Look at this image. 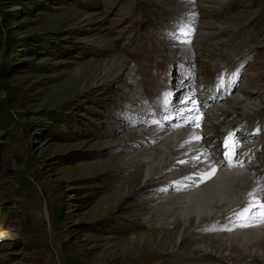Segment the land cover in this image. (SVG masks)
Wrapping results in <instances>:
<instances>
[{
    "label": "rangeland",
    "instance_id": "rangeland-1",
    "mask_svg": "<svg viewBox=\"0 0 264 264\" xmlns=\"http://www.w3.org/2000/svg\"><path fill=\"white\" fill-rule=\"evenodd\" d=\"M163 1L0 0V264H170L139 245L162 222L146 223L162 194L114 192L133 130L164 113L163 90L162 121L179 122L185 75L207 80L222 56L244 57L225 96L256 99L264 116V0H192L193 32L218 31L220 46L171 31ZM168 38L191 55H167ZM116 55L128 66L107 77Z\"/></svg>",
    "mask_w": 264,
    "mask_h": 264
},
{
    "label": "bare ground",
    "instance_id": "bare-ground-1",
    "mask_svg": "<svg viewBox=\"0 0 264 264\" xmlns=\"http://www.w3.org/2000/svg\"><path fill=\"white\" fill-rule=\"evenodd\" d=\"M163 3L178 13L179 23L171 31L191 36L196 44L208 38L212 44L219 45L218 31L210 33L198 28L193 32L192 0H164ZM96 42L106 47L109 38ZM161 47L174 57L193 51L183 41L170 38L162 40ZM231 47L232 52L239 49ZM225 60L222 56L213 63L212 69L229 65L221 63ZM110 61L105 72L107 77L122 73L128 66L122 55ZM234 66L238 69L235 62ZM204 79L199 71L185 75L183 87L189 88L185 93L188 103L178 108L179 122L166 125L162 121L166 112L173 113L168 106L169 92L163 90L159 103L164 113H150L132 132L133 154L123 162L125 176L118 181L114 192L117 198L123 189L126 193L140 190L141 194L142 189H153L156 195L161 193L146 223L155 219L162 222L157 228L150 226L145 233L149 237L142 243L135 240L131 245L136 249L146 240L151 241L163 248V257L170 264H264V219L260 215L264 209L248 211L253 203L264 201V140L256 137L249 141L246 135L255 117L263 114L256 99L244 98L236 92L228 97L224 94L221 100L209 101V94L214 93L207 85H200L206 83ZM243 99H246L244 103ZM198 116H202L200 128L196 127ZM245 118H248L244 123L247 128L236 127ZM227 131L236 133L241 141L236 145L235 157L222 156L219 141L229 137L225 135ZM197 136L204 139L197 142ZM210 166L216 168L214 175ZM205 173L211 178H206ZM253 194L257 199H253Z\"/></svg>",
    "mask_w": 264,
    "mask_h": 264
},
{
    "label": "snow or ice",
    "instance_id": "snow-or-ice-1",
    "mask_svg": "<svg viewBox=\"0 0 264 264\" xmlns=\"http://www.w3.org/2000/svg\"><path fill=\"white\" fill-rule=\"evenodd\" d=\"M191 99V98H189ZM181 103H184V104H187L188 101L187 100H184V101H181ZM202 119V116H198L197 117V124H196V127L197 128H200L201 127V124L199 123V121ZM258 129L256 130V133H258ZM196 141L199 142L201 140H203L204 138L202 136H197L195 137ZM241 143V141L238 140V138L236 137V134L235 133H231L230 134V137H226L225 140H224V143H223V148H224V151H225V154L228 155V156H233L235 157L237 155V149H236V145ZM243 166V165H241ZM210 169H211V175H214L215 172H216V168L215 167H211L210 166ZM211 175L208 174V173H205V177L206 178H211ZM253 199H257L255 197V194H253ZM252 208H261V209H264V201H261L259 204H256V203H253L248 211L250 212L252 210ZM262 219H264V211H262L260 213Z\"/></svg>",
    "mask_w": 264,
    "mask_h": 264
},
{
    "label": "trees",
    "instance_id": "trees-1",
    "mask_svg": "<svg viewBox=\"0 0 264 264\" xmlns=\"http://www.w3.org/2000/svg\"><path fill=\"white\" fill-rule=\"evenodd\" d=\"M4 121H6V122L9 121V118L5 117V118L3 119V122H4Z\"/></svg>",
    "mask_w": 264,
    "mask_h": 264
}]
</instances>
